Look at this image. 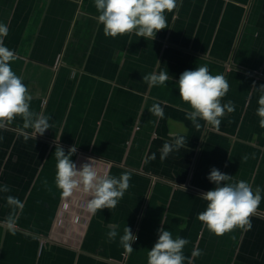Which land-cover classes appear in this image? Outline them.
Masks as SVG:
<instances>
[{
	"label": "crops",
	"instance_id": "crops-1",
	"mask_svg": "<svg viewBox=\"0 0 264 264\" xmlns=\"http://www.w3.org/2000/svg\"><path fill=\"white\" fill-rule=\"evenodd\" d=\"M98 15L94 0H0V23L9 29L4 45L17 56L11 67L32 96L30 109L52 125L36 137L20 117L0 129V185L11 189L0 192V222L12 213L8 195L24 204L11 231L0 223V264H147L161 226L189 241L184 264H264V128L254 89L264 85V0H178L165 13L168 28L153 40L106 37ZM198 66L229 83L221 103L231 100L235 111L225 113L219 129L199 120L197 130L186 118L192 109L176 82ZM160 71L172 79L149 88L143 76ZM153 104L163 118L149 112ZM176 136L187 143L162 161L163 144ZM57 145L65 154L76 145L71 159L78 169L91 157L111 176L130 174L115 208L71 220L81 212L75 203L88 197H61ZM152 153L156 158L145 163ZM212 168L253 191L260 187L250 230L217 236L198 220L206 209L200 195L215 187ZM126 226L137 237L131 254L119 242ZM194 249L202 255L193 258Z\"/></svg>",
	"mask_w": 264,
	"mask_h": 264
},
{
	"label": "clouds",
	"instance_id": "clouds-1",
	"mask_svg": "<svg viewBox=\"0 0 264 264\" xmlns=\"http://www.w3.org/2000/svg\"><path fill=\"white\" fill-rule=\"evenodd\" d=\"M99 13L98 22L103 25L106 37H117L135 33L138 37L153 40L157 32L168 28L166 12H172L178 7V0H94ZM9 32L6 24L0 23V129L7 128L17 117L23 121V128H31L33 135L43 136L45 131L52 128L51 117L36 113L30 109V95L27 86L13 71L11 62L17 59L14 51L4 45V38ZM172 79L168 71L153 72L143 76L144 83L149 88L165 86ZM179 95L183 103L192 109L186 113L193 126L199 130V120L219 129L221 118L225 113L235 111V104L229 100L222 104V98L229 91V83L223 75H212L207 66H198L195 70H185L180 74L178 81ZM261 94L258 98L256 115L260 118L259 125L264 128V85L258 89ZM149 112L158 118L164 117L160 104H153ZM30 138L24 135L25 141ZM187 143L185 137L176 136L172 142H165L161 149L160 159L163 161L173 151H178ZM77 147L73 145L67 154L57 145L54 152L56 159L55 185L60 190L62 198H70L76 193H83L88 197L82 204L84 210L91 214L101 209H113L129 188L130 174L125 172L114 177L107 170H100L96 160L89 157L88 162L80 168L72 161ZM156 154L146 156L144 162L154 160ZM247 156L244 157L247 160ZM208 179L215 187L202 193L200 197L206 202V209L198 214V220L217 236H222L236 228L250 230L252 225L250 217L255 214L260 205L262 196L260 187L253 191L252 186L243 180L234 181L233 176L221 173L212 168ZM47 185V181H45ZM183 187V186H182ZM7 185H0V192H10ZM7 205L12 209L4 221L8 230L15 224L13 213L22 210L23 202L14 196L6 197ZM67 207V205H65ZM108 232L109 241L117 237L116 226H111ZM158 240L147 253V264H184L187 259L183 254L184 247L189 241L182 237L173 239L172 233L163 226L158 229ZM137 237L130 227L124 228L120 237V244L124 250L131 254L134 250L132 243ZM202 252L194 249L193 258L199 257ZM188 264H192L191 259Z\"/></svg>",
	"mask_w": 264,
	"mask_h": 264
},
{
	"label": "built area",
	"instance_id": "built-area-1",
	"mask_svg": "<svg viewBox=\"0 0 264 264\" xmlns=\"http://www.w3.org/2000/svg\"><path fill=\"white\" fill-rule=\"evenodd\" d=\"M83 202L84 201H81V202L78 201L77 203H75V207L76 208H79V210L81 212L73 215V218L71 219V220H73V222H79V223L81 222L82 223L83 221L86 220V216H87L86 214H87V212L82 207ZM65 205H67V207H65ZM70 209H71V203L70 202L63 203L62 208H61V212L59 214V218L57 219V224L58 225H60L62 223V215L64 213L69 212ZM123 256H125V255H123ZM114 264H122V263L117 262V263H114Z\"/></svg>",
	"mask_w": 264,
	"mask_h": 264
}]
</instances>
